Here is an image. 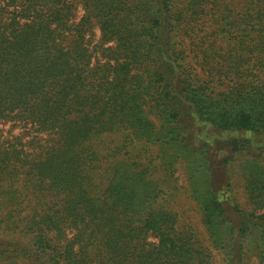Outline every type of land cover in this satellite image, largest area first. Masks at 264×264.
<instances>
[{
	"label": "trees",
	"instance_id": "trees-1",
	"mask_svg": "<svg viewBox=\"0 0 264 264\" xmlns=\"http://www.w3.org/2000/svg\"><path fill=\"white\" fill-rule=\"evenodd\" d=\"M0 124V264H264V0H0Z\"/></svg>",
	"mask_w": 264,
	"mask_h": 264
},
{
	"label": "rangeland",
	"instance_id": "rangeland-1",
	"mask_svg": "<svg viewBox=\"0 0 264 264\" xmlns=\"http://www.w3.org/2000/svg\"><path fill=\"white\" fill-rule=\"evenodd\" d=\"M4 128L5 131H9L11 125L2 126L0 124V129ZM20 130L16 129L15 133H19ZM155 157H157V148L153 149ZM153 151L148 154L151 156ZM164 162L161 159L157 160L155 167L158 170V177L165 180L167 175L170 180V186L165 188L167 196H165L164 201L166 205L176 212L182 224H187L190 227H194L202 235L207 234L204 226L202 225L200 214L198 211V204L195 198H192V184L188 173L180 165L176 168L174 173H168L165 170ZM169 195V196H168ZM10 197L7 195H0V242H8L11 239H16L17 241H26L28 237L22 233L24 227V222L22 218H15V221L8 220V213L12 209L9 204ZM28 211L32 210L31 206H28ZM208 244V243H205ZM215 263L221 264V258L215 253Z\"/></svg>",
	"mask_w": 264,
	"mask_h": 264
}]
</instances>
